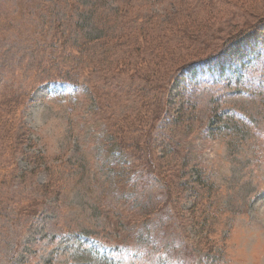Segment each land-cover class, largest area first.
I'll list each match as a JSON object with an SVG mask.
<instances>
[{"label":"rangeland","instance_id":"374dc122","mask_svg":"<svg viewBox=\"0 0 264 264\" xmlns=\"http://www.w3.org/2000/svg\"><path fill=\"white\" fill-rule=\"evenodd\" d=\"M262 19L264 0H0V264H264V22L228 40ZM125 117L136 149L108 140Z\"/></svg>","mask_w":264,"mask_h":264},{"label":"trees","instance_id":"16d2710c","mask_svg":"<svg viewBox=\"0 0 264 264\" xmlns=\"http://www.w3.org/2000/svg\"><path fill=\"white\" fill-rule=\"evenodd\" d=\"M264 22V19L262 20H257L255 21L251 26H248L242 30H239L235 34H232L229 37V41H233L238 39L239 37H242L245 35L248 31L250 30H255L258 29L259 25ZM119 41V40H118ZM118 43V42H116ZM215 58V57H214ZM214 58L211 56H207L205 59L207 61H211ZM171 75L176 74V70L170 72ZM149 81L146 79V83ZM144 90V88H142ZM145 98H150V101L154 102V105L157 110L153 111V116L150 118L151 120V126L156 124V122H159L163 116V111L164 108L161 106V102L164 99V95L159 97V100L155 99L154 96L151 97L148 94H145ZM123 122L120 125L115 126V131L111 132V137L108 138L113 145L119 147L122 149V147H128V148H137L140 145L139 137H136L134 142H128L127 138L124 137L125 131L129 132L130 134L134 135L135 133L138 132V129L140 128L141 121L140 119L138 120H130L127 119V117L123 118ZM151 127V128H152ZM113 140V142H112ZM145 146H142L144 148L143 152V162H144V167L145 169L151 174L157 175V177L160 179V181L163 183L164 187L167 189L169 193H172L171 191H175L176 188H172V179H170V174H169V159L167 158L166 155H163L162 157H159L160 161L154 160V155H153V148L152 146L154 145V141H151V139H144Z\"/></svg>","mask_w":264,"mask_h":264}]
</instances>
